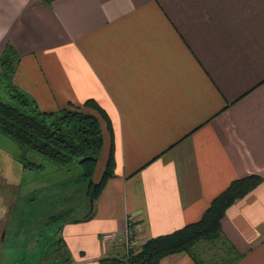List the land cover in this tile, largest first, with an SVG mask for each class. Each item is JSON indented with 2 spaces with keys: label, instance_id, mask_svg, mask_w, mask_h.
Returning a JSON list of instances; mask_svg holds the SVG:
<instances>
[{
  "label": "crops",
  "instance_id": "0c3cea01",
  "mask_svg": "<svg viewBox=\"0 0 264 264\" xmlns=\"http://www.w3.org/2000/svg\"><path fill=\"white\" fill-rule=\"evenodd\" d=\"M8 48L14 84L42 111L93 99L113 125L115 175L89 219L64 223L55 264L123 257L130 217L136 252L249 175L261 182L195 250L220 263L226 241L232 264H264V0H0V59ZM101 126L96 181L112 143Z\"/></svg>",
  "mask_w": 264,
  "mask_h": 264
},
{
  "label": "trees",
  "instance_id": "16d2710c",
  "mask_svg": "<svg viewBox=\"0 0 264 264\" xmlns=\"http://www.w3.org/2000/svg\"><path fill=\"white\" fill-rule=\"evenodd\" d=\"M15 67L14 52L8 48L0 59V93H9V99H3L0 95V132L15 139L27 149L38 152L59 164L68 165L75 161L80 163L83 177L88 181L87 195L91 200L89 210L84 216L64 223L89 219L94 214L96 201L108 180L115 175L112 121L106 111L93 99L87 100L84 106L71 104L58 111H42L34 99L14 84ZM88 108L93 109L97 114L89 111ZM101 120L107 123L112 135V143L106 168L102 177L96 181L94 174L104 145ZM260 182L261 178L255 175L232 181L211 201L200 220L171 233L152 237L138 251L125 254L121 258H105L104 264H160L164 257L184 252L190 253L199 264H213L206 262L195 250V246L201 241L220 238L222 220L227 209ZM57 241L61 243L58 247L61 251L62 238ZM223 244L227 254L218 264H232L238 259V254H233L232 247L226 241Z\"/></svg>",
  "mask_w": 264,
  "mask_h": 264
},
{
  "label": "rangeland",
  "instance_id": "374dc122",
  "mask_svg": "<svg viewBox=\"0 0 264 264\" xmlns=\"http://www.w3.org/2000/svg\"><path fill=\"white\" fill-rule=\"evenodd\" d=\"M87 185L77 161L59 164L0 132V264H55L62 225L89 210Z\"/></svg>",
  "mask_w": 264,
  "mask_h": 264
},
{
  "label": "built area",
  "instance_id": "2783aa9c",
  "mask_svg": "<svg viewBox=\"0 0 264 264\" xmlns=\"http://www.w3.org/2000/svg\"><path fill=\"white\" fill-rule=\"evenodd\" d=\"M131 221H132V218L130 217L129 222H128V227L126 229L124 236L117 238L123 243L124 249H125L126 253H128V254L134 252V248H135V244H136L135 243V241H136L135 240V231H134V227L132 226Z\"/></svg>",
  "mask_w": 264,
  "mask_h": 264
}]
</instances>
